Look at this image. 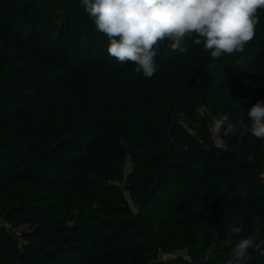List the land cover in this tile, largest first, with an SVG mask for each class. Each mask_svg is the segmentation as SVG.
I'll return each mask as SVG.
<instances>
[{
  "label": "trees",
  "instance_id": "trees-1",
  "mask_svg": "<svg viewBox=\"0 0 264 264\" xmlns=\"http://www.w3.org/2000/svg\"><path fill=\"white\" fill-rule=\"evenodd\" d=\"M260 15L244 52L192 45L147 79L107 55L79 0H0V216L22 231L0 227V264H225L257 217L264 239V141L244 127L264 100ZM222 114L239 130L218 146ZM183 247L190 261L159 257Z\"/></svg>",
  "mask_w": 264,
  "mask_h": 264
},
{
  "label": "clouds",
  "instance_id": "clouds-1",
  "mask_svg": "<svg viewBox=\"0 0 264 264\" xmlns=\"http://www.w3.org/2000/svg\"><path fill=\"white\" fill-rule=\"evenodd\" d=\"M93 21L95 30L107 37V55L119 64L134 65L137 76L152 78L159 70L157 58L169 52L184 54L192 45L201 46L213 61L242 53L255 39L264 12V0H79ZM162 50H164L162 52ZM250 134L264 141V100L247 110ZM237 123L227 114L214 116L209 125L213 136L235 135ZM250 235L239 236L243 228L231 227L238 235L233 245L225 239L222 247L229 249L225 264H248L251 249L264 257V239L260 219L254 218ZM214 259L209 248L204 262Z\"/></svg>",
  "mask_w": 264,
  "mask_h": 264
},
{
  "label": "built area",
  "instance_id": "built-area-1",
  "mask_svg": "<svg viewBox=\"0 0 264 264\" xmlns=\"http://www.w3.org/2000/svg\"><path fill=\"white\" fill-rule=\"evenodd\" d=\"M197 111L203 115L204 112H207V109L203 106L200 105L197 109ZM176 122L178 124H180L183 128L191 131V133H193V130L189 129L188 126V122L187 120L184 118L183 115L179 114L176 118ZM211 122V120H210ZM209 122V125H210ZM210 136L212 138V140L215 142V144H217L218 146H222L223 145V140L220 138V136H213V134L210 133ZM131 172V164L130 162L126 163L125 167H124V175H128ZM109 183H113L112 181H108ZM127 198H129L128 193H125ZM0 227H3L4 230L9 233L12 236H17L18 238L22 237V231L17 228L13 223H11L10 221L6 220L5 218L0 216ZM173 256H182L183 258L187 259V260H191V256L188 253V250L186 247H183L181 249H176L170 253H163L160 252L159 253V257L160 258H166V257H173Z\"/></svg>",
  "mask_w": 264,
  "mask_h": 264
},
{
  "label": "water",
  "instance_id": "water-1",
  "mask_svg": "<svg viewBox=\"0 0 264 264\" xmlns=\"http://www.w3.org/2000/svg\"><path fill=\"white\" fill-rule=\"evenodd\" d=\"M14 238H15V240H17V241H18V239H19L17 236H14Z\"/></svg>",
  "mask_w": 264,
  "mask_h": 264
}]
</instances>
